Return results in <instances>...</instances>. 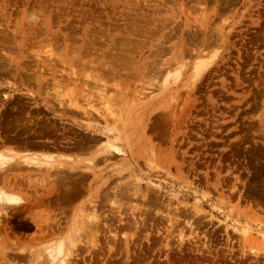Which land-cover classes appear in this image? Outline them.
I'll return each mask as SVG.
<instances>
[{"label": "rangeland", "instance_id": "obj_1", "mask_svg": "<svg viewBox=\"0 0 264 264\" xmlns=\"http://www.w3.org/2000/svg\"><path fill=\"white\" fill-rule=\"evenodd\" d=\"M0 35L3 122L91 142L53 151L90 172L84 191L0 225V264H43L40 227L88 213L102 248L73 264H264V0H0ZM50 170L36 182L76 175Z\"/></svg>", "mask_w": 264, "mask_h": 264}, {"label": "bare ground", "instance_id": "obj_2", "mask_svg": "<svg viewBox=\"0 0 264 264\" xmlns=\"http://www.w3.org/2000/svg\"><path fill=\"white\" fill-rule=\"evenodd\" d=\"M6 34L7 33H5L4 35L1 34L2 36L1 35L0 36L3 38V36H5ZM8 35H9V37L11 36L10 34H8ZM8 35H7V37H5L6 40L10 39L12 37L11 36L10 38H8ZM0 62H1V59H0ZM197 65H198V63H197ZM2 67L4 68V65ZM199 67H200V65H199ZM7 68H9V67H6L4 70H2L1 65H0V76L5 75L3 73L5 72V70ZM196 69H197V67H196ZM10 97H11L10 94L0 92V152L6 154L13 161V164L9 168H7L3 173H0V185L4 186L5 188H7L9 190H13V191H17V192L21 193L25 197V199L27 200V203L24 206H22L20 209L16 210L14 213H10V217L11 216H19L18 218H20V217L24 218L25 216L26 217L28 216L30 220L36 221V220H39V218L37 217V215L35 213H33V210H32L33 205L32 204H37L38 202L43 204L42 200L41 201L37 200L39 198V196H41L40 199L46 198V201H44V202H46V204L48 206L51 204L60 205V204H65L66 202H69V201H73L74 198L79 196L84 191V187H82V186H85L83 184L91 176L90 172H87L84 169L81 170L82 169V168H80L81 165L80 166L75 165L76 162H75V164L68 166V169L71 173L70 172L64 173V171H62V170H64V166L58 162H55L56 161V159L54 157L55 152H53V151L57 150L59 146H61L63 148H72L73 147V148H77V149H83L84 147H88L91 142L88 144V141H90V140L84 139L82 141L80 139V140H77V144H75L74 146L59 145V144L55 145L51 142V140L48 141L49 139L48 140L41 139L40 136L41 137L43 136L41 134V132H36V130L33 131L30 128L31 126L30 127H28V126L27 127L26 126L21 127L17 123L15 126H12V125L8 124L9 122L7 123V121L3 122L4 116L9 114L10 110H11V109L9 110V108L7 107ZM94 143H96V142H94ZM104 144H106V146H109L108 142H104ZM98 161L100 162V160H98ZM52 167H53V169H55V172H54L55 174H59L60 172H62V174H64V177H62L63 181H66V178L68 176L70 177L72 173L76 174V175L72 179L71 178L68 179V181L65 182L66 185H63V186H62V184H60V185L56 184L55 186H53V184H52V186H51L48 184L50 182L46 183L47 181H45V183L48 184V186H46L45 183H44L45 184L44 186H41L38 182H36V180L43 179V178L46 180V179L50 178V175L52 174V171H53V170L51 171L50 168H52ZM60 177H61V175H60ZM27 179L32 180L33 184H35V185L30 187L29 186L30 182L26 183ZM53 179H55V178H53ZM42 182H44V181H42ZM73 183L74 184L77 183V184L74 185ZM103 195H104L103 202H111V200L109 198V194L106 191L104 192ZM42 197H44V198H42ZM32 201H35V203H31ZM80 215L81 214H79V216ZM133 217L130 218L131 219L130 221H126L125 223L120 218V219H118V224H120L121 228H123V229H135L136 230L138 228L143 227V225H144L143 220L139 219L140 221H137L138 218H135V217L133 218ZM7 219L8 218L3 219V221L0 222V225L5 226ZM64 220H66V219H64ZM7 222H9V220ZM100 222H101L100 217H98L94 213H90V214L88 213V214H86V220L82 221V223H84L83 227L79 226L78 224L76 225L75 223L73 225V226H75L74 228H72L73 226L67 227L64 225L65 232L63 233L62 232L63 229L62 230L59 229L61 231V233L58 236L51 233L52 228L50 225H43L41 227L39 226L40 231H42L40 233L38 232L39 235L41 237H46L47 239L42 240V238H41L42 241H37L38 239L37 240L35 239L33 242L34 244L31 243L32 245H31L30 249L28 250L30 252V254H28L29 255L28 259L29 258L32 259L33 257H35L37 255V251H36V250H38L37 248H40L38 250V252L39 251L41 252L43 258H41V256L39 258L42 259L45 264H73L72 262H70V259H77L78 257H80V259L84 261L85 259L83 257V253L81 252L82 246L86 247V251L90 252V255H91L92 251H94L96 249L101 250V248H102V246L99 244L98 239H97ZM46 224H48V223H46ZM64 224H65V222H64ZM106 226H107L106 228L110 232V228L112 227L111 224L106 225ZM56 227H57V231H58L59 227L63 228L62 226H59V225L58 226L56 225ZM77 231L79 232V235L75 236L74 233ZM45 232H47V233H45ZM112 236L113 237H111V238L107 236L108 237V241L106 242V246H108L107 250H112L113 247H116V244L114 241L116 238V235L114 233H112ZM131 240H132L131 236H128L125 233L122 234V240L120 242L123 244L126 252H129L128 251V245L131 242ZM35 241H36V243H35ZM73 242L75 243V247L72 246ZM112 244H114V245H112ZM12 249L18 250L20 248L16 244L15 247H13ZM23 249L24 248L20 249L21 251L20 250L19 251L22 252ZM102 252H103V250H102ZM105 261H104V263L106 264L107 262H105Z\"/></svg>", "mask_w": 264, "mask_h": 264}, {"label": "clouds", "instance_id": "obj_3", "mask_svg": "<svg viewBox=\"0 0 264 264\" xmlns=\"http://www.w3.org/2000/svg\"><path fill=\"white\" fill-rule=\"evenodd\" d=\"M31 22H39L40 17L33 12L28 17ZM13 164V161L4 153L0 152V173H3L7 168ZM27 203L25 197L13 190H9L4 186L0 185V221L8 218L10 219V213H14ZM75 236L79 235V232L74 233ZM75 247V243H72Z\"/></svg>", "mask_w": 264, "mask_h": 264}]
</instances>
